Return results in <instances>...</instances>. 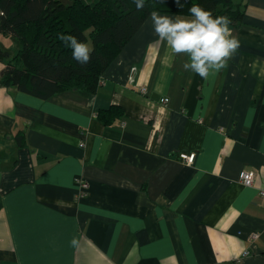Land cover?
<instances>
[{
  "label": "crops",
  "instance_id": "0c3cea01",
  "mask_svg": "<svg viewBox=\"0 0 264 264\" xmlns=\"http://www.w3.org/2000/svg\"><path fill=\"white\" fill-rule=\"evenodd\" d=\"M244 1L228 25L240 47L207 80L172 56L152 12L94 93L0 85V264H264V0ZM112 105L123 114L104 124Z\"/></svg>",
  "mask_w": 264,
  "mask_h": 264
},
{
  "label": "trees",
  "instance_id": "16d2710c",
  "mask_svg": "<svg viewBox=\"0 0 264 264\" xmlns=\"http://www.w3.org/2000/svg\"><path fill=\"white\" fill-rule=\"evenodd\" d=\"M0 0V33L12 35L15 50H1L5 67L0 85L49 98L63 91L94 93L102 74L152 12L190 15L193 5L211 11L213 16L240 22L244 0ZM70 35L91 48L86 64L78 63L72 50L58 38ZM117 105L97 112V118L110 124L122 116ZM20 141V137H18Z\"/></svg>",
  "mask_w": 264,
  "mask_h": 264
},
{
  "label": "clouds",
  "instance_id": "9594fccd",
  "mask_svg": "<svg viewBox=\"0 0 264 264\" xmlns=\"http://www.w3.org/2000/svg\"><path fill=\"white\" fill-rule=\"evenodd\" d=\"M164 3V0H162ZM180 8L182 0H175ZM142 8L144 0H135ZM190 18L151 14L153 31L165 42L173 57L183 54L186 60L183 68L204 80L227 66L228 59L240 47L238 38L232 35L228 25L231 21L224 16H213L211 11L200 5H193ZM58 38L71 48L73 58L80 64L88 63L91 48L74 36L60 34Z\"/></svg>",
  "mask_w": 264,
  "mask_h": 264
},
{
  "label": "built area",
  "instance_id": "2783aa9c",
  "mask_svg": "<svg viewBox=\"0 0 264 264\" xmlns=\"http://www.w3.org/2000/svg\"><path fill=\"white\" fill-rule=\"evenodd\" d=\"M146 89L145 87H141L140 88V92L145 93ZM167 98H161V102H167ZM81 145H83V143L81 142ZM179 157L180 159L185 163V164H191L195 158V153L194 152H180L179 153ZM255 171L253 169H247V168H243L240 170L239 174H238V179L239 181L245 185V186H252L254 184V180H255ZM74 182L77 186V192H76V197L77 198H81L84 197L87 194L88 191V187L89 184L86 180H84L82 177L80 176H75L74 178ZM259 193L261 195H264V190L260 189ZM259 236L258 233H252L250 234V240H254ZM248 251L243 252V254H247Z\"/></svg>",
  "mask_w": 264,
  "mask_h": 264
}]
</instances>
